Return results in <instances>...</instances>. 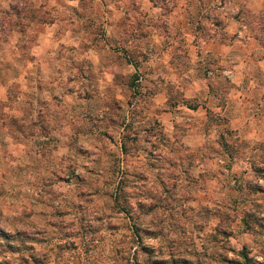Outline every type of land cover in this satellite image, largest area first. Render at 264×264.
I'll return each mask as SVG.
<instances>
[{
  "label": "crops",
  "instance_id": "1",
  "mask_svg": "<svg viewBox=\"0 0 264 264\" xmlns=\"http://www.w3.org/2000/svg\"><path fill=\"white\" fill-rule=\"evenodd\" d=\"M0 108L27 185L117 163L264 264V0H0Z\"/></svg>",
  "mask_w": 264,
  "mask_h": 264
},
{
  "label": "rangeland",
  "instance_id": "2",
  "mask_svg": "<svg viewBox=\"0 0 264 264\" xmlns=\"http://www.w3.org/2000/svg\"><path fill=\"white\" fill-rule=\"evenodd\" d=\"M98 165L53 168L40 185H27L22 168L0 166V264H152L151 256L184 264L197 253L213 260L194 212L173 201L151 214L149 186L135 185L139 171Z\"/></svg>",
  "mask_w": 264,
  "mask_h": 264
},
{
  "label": "trees",
  "instance_id": "3",
  "mask_svg": "<svg viewBox=\"0 0 264 264\" xmlns=\"http://www.w3.org/2000/svg\"><path fill=\"white\" fill-rule=\"evenodd\" d=\"M227 245H228V242L224 241L223 248L226 251L221 252L219 258L217 259V264H255L252 262V259L249 257L248 251L246 249L239 251L238 254H236L235 258L229 259L228 258L229 256H228V251H227ZM150 253L152 254V251H150ZM197 255H198L197 261H194V260L191 261L190 259H188V257H183L182 261L184 262V264H188V263L189 264H213L212 263L213 261L210 260L209 257L201 258V255L199 253H197ZM153 257L151 256V258H152L151 263L152 264H169V262L167 261V259L165 257L164 258L160 257V259H153ZM177 262H179V261H177L175 258L172 259L173 264H175Z\"/></svg>",
  "mask_w": 264,
  "mask_h": 264
}]
</instances>
